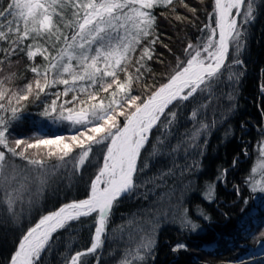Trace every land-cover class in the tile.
<instances>
[{"label":"snow or ice","instance_id":"1","mask_svg":"<svg viewBox=\"0 0 264 264\" xmlns=\"http://www.w3.org/2000/svg\"><path fill=\"white\" fill-rule=\"evenodd\" d=\"M172 4L173 0H8L0 8V44L6 45L0 47V72L6 62L11 66V57L20 52L30 61L28 68L33 73L31 81L15 90L6 83L11 82L15 73L0 77V202L11 220L18 222L25 205L31 209L38 203L49 180L61 168L70 165L80 174L94 158V148L103 153L87 197L64 203L40 216L20 239L9 264H39L54 233L82 217H93L90 246L75 252L67 261L86 264L83 258L103 247L102 236L107 233L113 208L123 199L135 198L145 186L146 181L139 177L149 165L141 162V154L152 130L170 132L177 110L185 102L210 96L211 89L224 77L222 68L230 51L235 53L232 65H243L239 56L246 47L245 26L254 23L259 6L256 0H214V12L204 26L208 35L202 42L187 45V59L178 60L177 70L166 83L150 92L145 86L143 93L133 95L134 86L139 87L145 74L151 72L147 62L152 60L159 39L154 36V9ZM213 15L215 27L211 23ZM37 56L42 58L41 63H35ZM241 75L229 72L227 78L238 81ZM42 95L53 98L43 102L41 115L53 123L67 122L78 131L70 138L13 139L11 129L21 120L25 102L30 98L31 102L40 101ZM228 98L233 99L231 95ZM200 107L205 108L206 104ZM198 111L192 110L193 120ZM207 127L202 124L191 139L195 140ZM162 146L163 140L158 137L151 154L163 155ZM30 149L36 151L30 153ZM260 154L264 158V142ZM53 157L56 163L50 164ZM15 158L24 165H17ZM258 170L261 179L253 180L250 176L248 183L253 192L264 193V159L252 172ZM226 176L224 169L217 180L224 182ZM214 192L215 185L210 184L205 199L211 201ZM199 215L210 219L203 212ZM148 223L147 229L136 228L139 242L125 253L120 264H146L148 259H154L159 221ZM180 226L191 232L200 227L186 213L180 218ZM249 232L250 229L245 230L246 234ZM251 235L258 239L264 231ZM260 247L264 254V245ZM180 250H187V245L181 243L173 248Z\"/></svg>","mask_w":264,"mask_h":264},{"label":"trees","instance_id":"2","mask_svg":"<svg viewBox=\"0 0 264 264\" xmlns=\"http://www.w3.org/2000/svg\"><path fill=\"white\" fill-rule=\"evenodd\" d=\"M7 2L0 0V8ZM256 3L259 6L256 19L245 26L247 42L239 56L243 65H232L235 53L230 51L222 68L224 77L211 89L210 96L198 97L196 102H185L177 110L170 132L152 130L141 154V162L149 165L139 177L146 181L145 186L139 189L135 198L123 199L113 208L107 233L102 236L103 247L96 254L84 257L86 264H97V258L98 264H120L125 253L139 242L136 228L147 229L149 221L157 220L154 259H148L146 264H218L261 253L264 236L253 239L251 233L264 231V193L253 192L248 183L250 176L253 180L261 179L260 171L253 173L252 169L264 159L260 154V146L264 142V6L262 0H256ZM213 12L214 0H173L172 5L154 9V36L159 39L154 45L152 60L147 62L151 72L145 74L139 87L134 86L133 95L143 93L145 86L150 92L167 82L177 70L178 60L187 59V45L202 42L208 35L204 26L209 24V15ZM215 20L213 15L212 27H215ZM0 47L6 45L0 44ZM41 61L42 58L37 56L35 63ZM29 64L24 53L18 52L11 57V66L7 62L3 65L0 77L15 73L11 82H6L7 86L14 90L23 88L33 79ZM229 72L242 75L238 81H230L227 78ZM60 87L62 89L63 86ZM229 95L233 99L230 100ZM52 98L42 95L40 101L31 102L30 98L25 102L21 120L15 122L11 129L13 139L36 136L70 138L76 134L78 129L67 122L53 123L41 115L43 102ZM201 104H206V107L201 108ZM193 109H199L195 120L191 118ZM202 124L208 127L192 140V134ZM158 137L163 140V155L154 156L151 149L157 144ZM35 151L29 150L30 153ZM40 152H44L43 146ZM92 155L94 158H90L80 174L70 165L61 168L49 180V186L38 203L31 209L24 206L18 222L11 220L0 202V264H9L20 239L40 216L64 203L87 197L89 183L97 172L103 153L94 148ZM14 162L24 165L19 158ZM48 162L55 164L56 158ZM224 169H227V176L221 182L217 177ZM210 184L215 185L211 201L205 199ZM17 211H20L19 205ZM200 212L210 219L205 220ZM185 213L200 225L197 231L181 229L180 218ZM129 221L133 223L129 224ZM94 227L93 217H82L80 221L58 230L39 264H67L71 255L90 246ZM246 229H250L247 234ZM181 243L187 245V250L173 251L174 246Z\"/></svg>","mask_w":264,"mask_h":264},{"label":"rangeland","instance_id":"3","mask_svg":"<svg viewBox=\"0 0 264 264\" xmlns=\"http://www.w3.org/2000/svg\"><path fill=\"white\" fill-rule=\"evenodd\" d=\"M242 10V9H241ZM235 9L233 10V14H235ZM228 58V57H227ZM227 61V59H226ZM225 61V62H226ZM262 261H264V254L262 253H253L249 256H246L242 259L236 260V261H224L218 264H262ZM199 264H208L206 262H199Z\"/></svg>","mask_w":264,"mask_h":264}]
</instances>
